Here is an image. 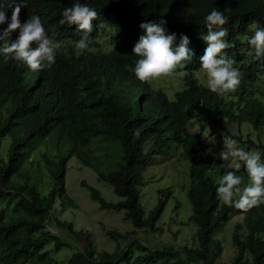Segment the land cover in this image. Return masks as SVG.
<instances>
[{
	"label": "trees",
	"instance_id": "obj_1",
	"mask_svg": "<svg viewBox=\"0 0 264 264\" xmlns=\"http://www.w3.org/2000/svg\"><path fill=\"white\" fill-rule=\"evenodd\" d=\"M24 2L21 23L39 16L49 36L57 34L61 46L52 67L42 71L31 70L23 61L6 62L0 56V142L3 137L9 140L5 158L0 156V264H264V204L241 211L225 205L217 194L219 179L228 171L242 176L241 188L250 184L244 162L240 161L239 170H232L202 143L208 124L211 132L217 127L216 132L240 141V147L245 143L260 149L264 162V143L252 141L247 134L242 141L239 129L240 123L249 122L252 129L264 131V81L258 82L257 76L264 74V58L257 61L247 42L255 25L264 27V0ZM76 2L99 13L88 34L89 48L82 52L75 45L84 33L76 25L59 23L64 9ZM214 8L229 9L223 27L232 46L224 52L243 73L238 89L223 97L208 89L200 70L207 48L202 39L208 31L205 17ZM11 14L9 9L7 22ZM160 19L167 21L169 34H176L175 45L186 35L193 52L190 62H185V74L176 76L173 91L159 86V80L166 77L141 82L133 71L139 57L132 49L144 34L139 25ZM7 22L0 30L7 28ZM18 36V30L13 32L12 41ZM197 71L202 72L201 77L196 76ZM192 121L197 122L196 132L187 128ZM230 123L237 125L235 134L225 129ZM48 143L62 151H50ZM172 149L177 150L179 161L187 162L185 196L190 205L189 225L194 230L186 235L192 246L183 242L150 248L135 236L136 231L159 229L156 222L170 190L156 189L155 204L144 214L139 200L143 173L152 155ZM69 156L90 167L116 196L115 201L106 200L97 189L80 181L89 198L101 209L123 211L129 221L131 228L123 233L104 230L115 241L112 252L96 250L87 231L76 230L71 222L54 215L56 205L76 208L65 191ZM104 161L111 167L104 170ZM212 165L213 175H205ZM232 217L239 218L229 238L234 253L223 261L222 245L215 234ZM50 226L83 238L82 247L60 263L44 249L49 240L54 247L61 240L47 229ZM120 239L128 243L120 247Z\"/></svg>",
	"mask_w": 264,
	"mask_h": 264
},
{
	"label": "clouds",
	"instance_id": "obj_2",
	"mask_svg": "<svg viewBox=\"0 0 264 264\" xmlns=\"http://www.w3.org/2000/svg\"><path fill=\"white\" fill-rule=\"evenodd\" d=\"M24 0H0V25L7 22V11L12 10L11 19L6 29L0 30V56L4 60L23 61L33 71H42L51 68L55 63L57 50L60 43L56 40V33L49 36L39 16L30 18L21 23V9L25 8ZM229 9L220 11L214 8L205 17L207 35L202 39L207 48L201 57V68L207 77L208 89L221 97L235 92L241 85L243 73L234 67L236 61L229 58L224 52L230 48L226 41L228 30L223 26L228 23L225 15ZM99 13L94 7L79 2L67 7L62 12L60 24L76 25L77 29L84 33L76 43V48L81 52L89 48V33L92 31V22L96 20ZM167 21L142 22L139 27L143 35L139 37L132 52L139 57L133 69L135 77L141 82H148L161 77L173 75H184L185 62H190L193 55L189 49V39L181 35L179 45L176 46V34H169L166 30ZM255 32L247 38L248 44L254 49V58L257 61L264 58V27L255 25ZM215 29V30H214ZM19 31L18 38L13 42L12 33ZM264 68V65H262ZM179 70V71H178ZM258 82L264 81V74L257 73ZM220 160L231 159L244 162L245 171L249 177L250 184L241 188L243 182L241 175L228 171L219 179L217 194L219 199L227 206L241 211H248L254 207L264 204V162L261 161V153L258 151H245L238 146L235 139L224 136L223 150L218 154ZM209 167L205 173L213 175V168ZM239 170L241 165L235 163Z\"/></svg>",
	"mask_w": 264,
	"mask_h": 264
},
{
	"label": "rangeland",
	"instance_id": "obj_3",
	"mask_svg": "<svg viewBox=\"0 0 264 264\" xmlns=\"http://www.w3.org/2000/svg\"><path fill=\"white\" fill-rule=\"evenodd\" d=\"M100 41V40H99ZM105 47L107 46L104 40ZM202 72L197 71L196 76L201 77ZM173 75L159 80V86H163L165 90L171 89L175 83L178 82ZM204 81L207 83V77L204 73ZM264 89V86H262ZM172 91H167V95H171ZM170 97V96H168ZM211 126L206 124V128L203 132V145L206 146L207 151L216 160L225 163L230 169L237 170L235 163L241 162L230 158L228 161L220 160L218 154L223 150V137L226 136L224 132H216L217 127H213V131L209 130ZM190 132L198 131L197 122L192 121L190 125H187ZM211 129V128H210ZM226 130H229L231 134L237 132L236 124H227ZM240 132H242L244 141L245 135H249L254 142L260 140L264 143V131L252 129V125L249 122L240 123ZM264 129V127L262 128ZM222 131H225L222 129ZM214 133H217L216 136ZM228 136V135H227ZM229 137V136H228ZM235 139V138H233ZM236 140V139H235ZM237 141V140H236ZM9 140L7 137L1 138L0 142V156L5 158L6 150L8 148ZM237 143H241L240 141ZM50 151H62V148L57 147L54 143L47 144ZM243 144L242 148L245 151H258L260 149L246 146ZM240 147V145H238ZM97 149V148H96ZM104 170L107 167H111L106 161H104ZM80 181H84L86 184L94 187L100 193V195L106 200L115 201L116 196L111 190V187L104 181L98 180L94 171L85 166L75 156H69L65 164V191L66 194L76 205V208L61 209L56 205L55 217L60 220L71 222L74 229L87 231L93 239L94 248L96 250H106L112 252L115 246V241L109 239L104 230H114L116 232L123 233L126 230H130L129 221L124 219L123 211H111L104 210L98 207L96 201L89 198V192L86 187L80 185ZM187 181V162L179 161L177 159V150L161 152L160 154L152 155L150 161L146 165L145 172L143 173L142 186L140 189V203L144 210V214L155 204V190L158 188L168 187L170 190L169 199L166 202L160 217L158 218L156 225L159 227L157 231L149 232L143 229L136 231L135 236L140 238L150 248H160L162 245H176L186 242L192 246L191 240L186 233L191 234L194 230V226L188 221L190 214V205L185 196V186ZM12 203V202H11ZM174 203H176L174 209ZM238 217H232L226 221L216 231L215 236L218 238L222 245L221 259L227 261L228 258L234 253V248L230 243L231 228L234 222L238 221ZM49 231L54 233L58 238H61L58 247L53 246V241L49 240L47 247L44 249L50 252V256L55 259L56 263H60L68 258V256L79 246L82 247L83 238L76 235L69 234L66 230L56 227H47ZM119 246L123 247L128 243L127 239L118 240ZM65 244L64 246H62ZM177 245V246H178ZM154 264H160L156 262Z\"/></svg>",
	"mask_w": 264,
	"mask_h": 264
}]
</instances>
